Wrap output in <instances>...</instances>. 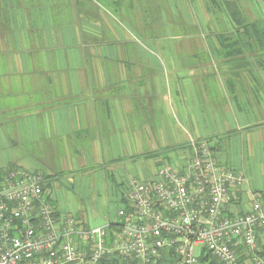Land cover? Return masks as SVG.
Wrapping results in <instances>:
<instances>
[{
    "label": "crops",
    "instance_id": "1",
    "mask_svg": "<svg viewBox=\"0 0 264 264\" xmlns=\"http://www.w3.org/2000/svg\"><path fill=\"white\" fill-rule=\"evenodd\" d=\"M87 1L3 3L0 172H39L57 214L95 229L116 221L139 167L151 181L204 140L242 176L247 210L264 195V32L227 20L229 33L176 37L154 58L148 41L123 46L142 14L119 23Z\"/></svg>",
    "mask_w": 264,
    "mask_h": 264
},
{
    "label": "built area",
    "instance_id": "2",
    "mask_svg": "<svg viewBox=\"0 0 264 264\" xmlns=\"http://www.w3.org/2000/svg\"><path fill=\"white\" fill-rule=\"evenodd\" d=\"M191 144L179 166L159 167L151 181L131 179L120 222L95 229L57 214L39 172L9 170L0 180V264H101L113 255L155 264L165 249L178 264H199L204 252L220 264H236L243 254L264 264L257 255L264 250V195L241 210L242 176L220 166L206 141Z\"/></svg>",
    "mask_w": 264,
    "mask_h": 264
},
{
    "label": "rangeland",
    "instance_id": "3",
    "mask_svg": "<svg viewBox=\"0 0 264 264\" xmlns=\"http://www.w3.org/2000/svg\"><path fill=\"white\" fill-rule=\"evenodd\" d=\"M87 1V0H86ZM89 1V2H88ZM85 11H104L108 17L124 22L125 13L133 12L143 15L146 26H133L129 35L126 29H119L124 38L125 48L131 51V42H150L147 52L154 57L160 58L164 54L173 53L174 49L167 45L168 40L176 37H188L191 35H213L218 33H229L225 26L226 21H231L225 1L235 0H88ZM225 4V5H224ZM233 11L245 22L260 25L256 28L264 30V0H236L229 3ZM260 19V20H259ZM225 24V25H224ZM243 29V28H240ZM105 37V36H104ZM106 39H114V36H106ZM112 39V40H113ZM135 44V43H134ZM136 45V44H135ZM120 46V45H119ZM162 46V47H161ZM148 55V54H147ZM138 56V54H137ZM137 180H142V168L137 169ZM116 222L120 219L116 217ZM101 223V222H100ZM97 221V226H101ZM100 224V225H99ZM97 226H91L95 228ZM197 252V251H196ZM244 264H251L247 255ZM218 264H220L218 262Z\"/></svg>",
    "mask_w": 264,
    "mask_h": 264
},
{
    "label": "trees",
    "instance_id": "4",
    "mask_svg": "<svg viewBox=\"0 0 264 264\" xmlns=\"http://www.w3.org/2000/svg\"><path fill=\"white\" fill-rule=\"evenodd\" d=\"M6 0H0V9L3 6V3ZM236 1V0H235ZM235 1H231V2H235ZM226 2V6H227V11H228V15H230L231 17V21H233V23L235 24L236 28H243L242 33L247 34V33H261L264 32L263 29H259L256 28L255 23H248L245 22L243 19H241L239 17V14L236 13V11H233L232 8L229 5V1H225ZM225 5V4H224ZM3 8V7H2ZM234 9V8H233ZM4 13L2 10H0V18H2L4 16ZM6 24H2L0 23V32L4 33V30L6 29ZM14 169L12 167H10L8 170L4 171V172H0V180H3V178L5 177V175L7 174V172H9V170ZM115 229L114 226H111V230ZM110 230V231H111ZM257 255L262 258L264 260V250L261 252H258ZM199 258V264H218V261L215 257H211L209 254H207L206 252H204L203 254H201V256L198 257ZM180 258H178V256L176 255V253L174 252L173 249H169V250H163L160 259L155 263V264H178L179 263ZM245 258L244 256H240V258L238 259V261L236 262V264H244ZM101 264H142L139 263L138 261H129V260H123L122 258H120L117 255H113L112 257H109L105 260H102Z\"/></svg>",
    "mask_w": 264,
    "mask_h": 264
}]
</instances>
